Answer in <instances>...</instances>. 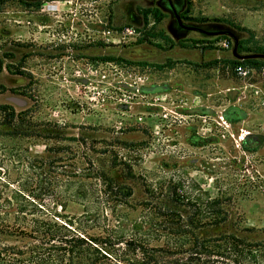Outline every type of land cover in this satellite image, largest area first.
Instances as JSON below:
<instances>
[{"label": "rangeland", "instance_id": "obj_1", "mask_svg": "<svg viewBox=\"0 0 264 264\" xmlns=\"http://www.w3.org/2000/svg\"><path fill=\"white\" fill-rule=\"evenodd\" d=\"M189 1L178 21L201 32L179 31L166 0H0V219L69 221L117 256L129 239L168 243L186 263L171 214H217L225 220L200 233L230 232L264 252V65L246 64L254 71L241 78L232 52L264 53L252 51L264 35L247 28L239 49L191 19L224 17ZM152 6L158 23H127ZM22 235L3 242L19 248Z\"/></svg>", "mask_w": 264, "mask_h": 264}, {"label": "trees", "instance_id": "obj_2", "mask_svg": "<svg viewBox=\"0 0 264 264\" xmlns=\"http://www.w3.org/2000/svg\"><path fill=\"white\" fill-rule=\"evenodd\" d=\"M175 8V20L183 19L181 15L179 16L178 10L179 6L182 8L183 14H187L190 9L189 0H174ZM151 15L154 23H158L162 18H164V13L161 9L152 6L149 8L137 7L135 12H128V24H139L140 20L146 22L147 16ZM194 21L208 22L207 27L209 32H215L219 30H227L232 36L237 40V48H241V45L245 42L242 40V32L251 33L249 29L245 27L236 26L234 21L228 18L214 19L213 21H208L205 17L201 18H191ZM175 36L177 34L173 33ZM252 35V34H251ZM159 36L163 41H170L171 39L168 35L159 33ZM230 45L233 47V43L229 39ZM148 41L145 37L140 40V42ZM179 41L178 44H181ZM264 49L253 47L252 51ZM245 51H250L245 49ZM240 63L246 65L249 63L264 65V61H258L255 59H242L234 60V63ZM174 204L187 207H195V204L185 203V204ZM174 206V207H175ZM219 213V210L216 211ZM170 220L177 218L178 221H171L172 225L175 226V231L171 234L173 241L171 244H177L180 239L187 237L189 242V247L183 251L188 252L185 259L186 263L189 264H246L253 263L257 264L260 260L264 264V252H259L250 243L244 242L240 237L232 235L230 232H222L217 234H205L200 233L206 227L216 226L218 223L223 222L225 218H219L216 214L215 217L211 219H193L195 216L183 217L178 210L176 214H171ZM57 217V216H56ZM27 227H20L15 225V223H8L7 219H0V263L5 264H17L19 262H34L38 263L44 260H52L60 264L65 262L66 264H96L99 262L98 255L106 257L105 254L111 256L112 259L109 260V264H118L124 262L125 264H186L181 261L182 259L178 257L170 258L168 254L170 253V247L168 243H163L162 246L148 247L145 242H140L137 240L129 239L123 242V252L121 255H127L130 253L134 255V262L128 261L127 258L121 257V255H116L115 252L110 253V251H103L102 242L94 238L84 239L71 224V222L59 223L55 219L51 218H31L24 219ZM26 228V229H25ZM187 228L197 229V232L187 231ZM22 229H25L23 231ZM17 233V234H15ZM23 234V238H28L29 242L24 243L21 247L17 248L15 246L7 245L3 242L5 237L17 236ZM82 236V237H81ZM264 246V241L261 243ZM153 251V252H151ZM126 252V253H125ZM177 253V252H176ZM111 254V255H110Z\"/></svg>", "mask_w": 264, "mask_h": 264}, {"label": "crops", "instance_id": "obj_3", "mask_svg": "<svg viewBox=\"0 0 264 264\" xmlns=\"http://www.w3.org/2000/svg\"><path fill=\"white\" fill-rule=\"evenodd\" d=\"M201 14L230 18L241 26L264 35V0H203ZM210 11V12H208Z\"/></svg>", "mask_w": 264, "mask_h": 264}, {"label": "built area", "instance_id": "obj_4", "mask_svg": "<svg viewBox=\"0 0 264 264\" xmlns=\"http://www.w3.org/2000/svg\"><path fill=\"white\" fill-rule=\"evenodd\" d=\"M221 46L224 48H227L229 46V41H222ZM234 71H235L236 75H238L239 77L245 78V77L249 76L251 74V72L254 71V69L251 67H247L245 65H242L240 63H237L235 65ZM250 86H253V84H250ZM254 95L260 96V93H259L258 89H256V88H254ZM261 104H262L263 109H264V100L260 101V105Z\"/></svg>", "mask_w": 264, "mask_h": 264}, {"label": "water", "instance_id": "obj_5", "mask_svg": "<svg viewBox=\"0 0 264 264\" xmlns=\"http://www.w3.org/2000/svg\"><path fill=\"white\" fill-rule=\"evenodd\" d=\"M206 34H212V35H228L230 37H233L232 34L227 31V30H219V31H215V32H204ZM235 39V38H234ZM235 41V44H236V40ZM233 55L239 59H243V58H258V59H264V53H255V54H250V55H244V56H241L239 54L236 53V45L234 46L233 50Z\"/></svg>", "mask_w": 264, "mask_h": 264}, {"label": "flooded vegetation", "instance_id": "obj_6", "mask_svg": "<svg viewBox=\"0 0 264 264\" xmlns=\"http://www.w3.org/2000/svg\"><path fill=\"white\" fill-rule=\"evenodd\" d=\"M167 2V6L170 5V10H172L173 12L175 11V2L174 0H166ZM177 28L179 31H200L201 29H199L196 25H183L181 22L177 21Z\"/></svg>", "mask_w": 264, "mask_h": 264}]
</instances>
